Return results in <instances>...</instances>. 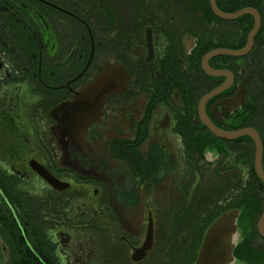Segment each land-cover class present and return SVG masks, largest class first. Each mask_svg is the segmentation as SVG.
I'll return each mask as SVG.
<instances>
[{"label": "flooded vegetation", "instance_id": "af4514ba", "mask_svg": "<svg viewBox=\"0 0 264 264\" xmlns=\"http://www.w3.org/2000/svg\"><path fill=\"white\" fill-rule=\"evenodd\" d=\"M215 1L227 14L252 11L224 18L211 0H0V217L17 220L46 264H200L210 227L231 209L236 230L210 248L220 264H264L254 139L219 138L199 114L224 87L206 114L224 130H255L264 170V0ZM255 25L246 53L206 65L216 49H243ZM99 77L116 88L83 123L74 104ZM5 236L1 224L0 264H16Z\"/></svg>", "mask_w": 264, "mask_h": 264}, {"label": "water", "instance_id": "95a60500", "mask_svg": "<svg viewBox=\"0 0 264 264\" xmlns=\"http://www.w3.org/2000/svg\"><path fill=\"white\" fill-rule=\"evenodd\" d=\"M212 6L215 10V12L224 18H236L246 12L252 11L251 9H244L242 11H239L234 14H227L222 12L216 5L215 0H211ZM259 25H255L254 29L249 35L248 43L243 49L239 50H232V49H216L210 53H208L204 59V62L207 65V61L211 56L218 55V54H229V55H242L246 53L252 46L254 35L258 29ZM207 71L210 74L214 75H220L223 74L222 72H217L214 70H211L207 68ZM115 83H113L111 78L108 77H99L96 80H94L91 84L87 86V88L84 90V92L81 95L80 100L74 104L76 113L78 115L77 119L81 122H85V120L91 119L94 115L101 112V109L104 105L105 98L108 96L115 88ZM224 90V87L217 88L213 90L212 92L206 94L202 100L200 101L199 106V114L200 118L203 121V123L207 126V128L210 130L211 133H213L215 136L219 138L224 139H235L243 135H249L254 139L255 145H256V154H255V167L258 175L261 177V179L264 181V170L262 167V161H263V142L260 138V136L257 134V132L251 128H243L239 130L229 131L224 130L217 125H215L208 115L206 114V102L208 99H210L212 96L220 93ZM239 98V97H238ZM39 173L44 177L47 181H49L52 185L55 187H58V180L53 177L49 172H47L44 169L39 168ZM240 213L239 209H231L229 211L224 212L220 217L217 218V220L214 222V224L210 227L209 233L206 239V243L203 246V250L201 252V261L200 264H220V258L219 253L216 251H212L210 248L211 240L214 237H217L220 235L223 231H232L236 230V220ZM260 230L264 233V213L260 219L259 223Z\"/></svg>", "mask_w": 264, "mask_h": 264}, {"label": "trees", "instance_id": "16d2710c", "mask_svg": "<svg viewBox=\"0 0 264 264\" xmlns=\"http://www.w3.org/2000/svg\"><path fill=\"white\" fill-rule=\"evenodd\" d=\"M5 33V37L8 39L7 46L10 48L8 54L15 55L17 52L15 49L16 46L14 43H11V41L17 37L16 28L13 25H7ZM1 35L0 29V36ZM24 36L29 37V32L24 33ZM208 134L215 139L217 138L210 132H208ZM254 174H256L255 171ZM1 224L5 226V240L12 250V256L16 264H46L44 259L46 260L47 255L40 250L35 251L31 249L30 243H32V238L30 236L26 237L22 233L17 220L13 219L11 216H8L5 220H2L0 217V225Z\"/></svg>", "mask_w": 264, "mask_h": 264}]
</instances>
